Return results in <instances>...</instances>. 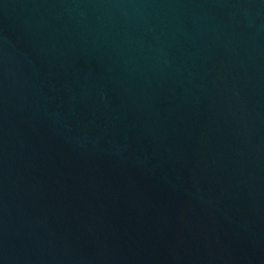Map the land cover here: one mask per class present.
I'll use <instances>...</instances> for the list:
<instances>
[{
  "label": "water",
  "instance_id": "water-1",
  "mask_svg": "<svg viewBox=\"0 0 264 264\" xmlns=\"http://www.w3.org/2000/svg\"><path fill=\"white\" fill-rule=\"evenodd\" d=\"M0 264H264V0H0Z\"/></svg>",
  "mask_w": 264,
  "mask_h": 264
}]
</instances>
